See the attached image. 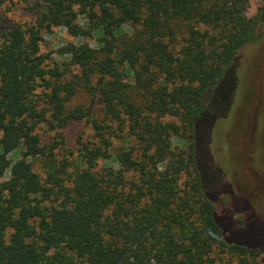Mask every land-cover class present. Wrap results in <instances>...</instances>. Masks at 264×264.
<instances>
[{
    "label": "trees",
    "instance_id": "obj_1",
    "mask_svg": "<svg viewBox=\"0 0 264 264\" xmlns=\"http://www.w3.org/2000/svg\"><path fill=\"white\" fill-rule=\"evenodd\" d=\"M261 1L18 0L30 19L0 26V264H264L224 237L194 148L226 70L264 39ZM55 28L83 39L61 60L40 48ZM78 122L58 158L41 129Z\"/></svg>",
    "mask_w": 264,
    "mask_h": 264
},
{
    "label": "rangeland",
    "instance_id": "obj_2",
    "mask_svg": "<svg viewBox=\"0 0 264 264\" xmlns=\"http://www.w3.org/2000/svg\"><path fill=\"white\" fill-rule=\"evenodd\" d=\"M0 26L26 22L31 12L18 0H3ZM253 15L261 0H249ZM73 38L63 28L44 35L41 51L58 58L56 50ZM87 43L95 45L93 40ZM246 47L226 70L208 109L195 124V155L202 189L215 202L216 220L230 243H242L264 250V39ZM41 129L46 142H57L58 158L75 150L79 134L88 128L83 122L64 129ZM44 130V131H43ZM173 146H182L172 137ZM1 151V150H0ZM14 161L15 153L7 152ZM8 173L0 177L6 179ZM213 199V200H212Z\"/></svg>",
    "mask_w": 264,
    "mask_h": 264
}]
</instances>
